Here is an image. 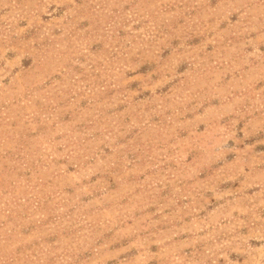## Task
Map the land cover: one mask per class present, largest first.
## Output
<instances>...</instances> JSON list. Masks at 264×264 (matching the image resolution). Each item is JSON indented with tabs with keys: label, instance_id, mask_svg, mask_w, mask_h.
<instances>
[{
	"label": "rangeland",
	"instance_id": "obj_1",
	"mask_svg": "<svg viewBox=\"0 0 264 264\" xmlns=\"http://www.w3.org/2000/svg\"><path fill=\"white\" fill-rule=\"evenodd\" d=\"M0 264H264V0H0Z\"/></svg>",
	"mask_w": 264,
	"mask_h": 264
}]
</instances>
